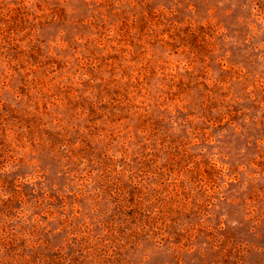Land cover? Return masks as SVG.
Segmentation results:
<instances>
[{
  "label": "rangeland",
  "instance_id": "374dc122",
  "mask_svg": "<svg viewBox=\"0 0 264 264\" xmlns=\"http://www.w3.org/2000/svg\"><path fill=\"white\" fill-rule=\"evenodd\" d=\"M0 264H264V0H0Z\"/></svg>",
  "mask_w": 264,
  "mask_h": 264
}]
</instances>
